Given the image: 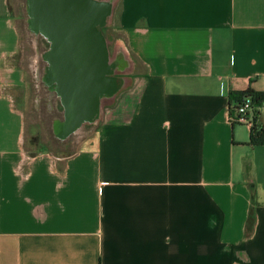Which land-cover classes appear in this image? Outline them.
<instances>
[{"label": "crops", "instance_id": "0c3cea01", "mask_svg": "<svg viewBox=\"0 0 264 264\" xmlns=\"http://www.w3.org/2000/svg\"><path fill=\"white\" fill-rule=\"evenodd\" d=\"M118 1L145 82L57 158L24 149L0 0V264H264V146L228 120L231 93H264V0Z\"/></svg>", "mask_w": 264, "mask_h": 264}, {"label": "rangeland", "instance_id": "374dc122", "mask_svg": "<svg viewBox=\"0 0 264 264\" xmlns=\"http://www.w3.org/2000/svg\"><path fill=\"white\" fill-rule=\"evenodd\" d=\"M110 4L111 13L101 29L109 49L119 90L111 99L101 102L98 120L83 124L70 136L61 139L59 128L65 122V104L59 86L52 79L51 65L47 55L51 42L32 26L29 0H9L11 16L19 36L18 53L14 66L25 73V86L17 94V107L24 114V149L27 152L44 151L57 158H68L75 154L85 139L91 137L103 123L104 114L118 108L130 109L145 82V70L135 56L129 52L125 38L120 32V4L118 0H98ZM40 34V35H39ZM84 126V127H83Z\"/></svg>", "mask_w": 264, "mask_h": 264}, {"label": "water", "instance_id": "95a60500", "mask_svg": "<svg viewBox=\"0 0 264 264\" xmlns=\"http://www.w3.org/2000/svg\"><path fill=\"white\" fill-rule=\"evenodd\" d=\"M29 3L32 26L51 42L46 57L53 73L51 82L59 86L68 107V126L76 129L100 111L101 96L112 84L113 66L101 31L112 9L98 0Z\"/></svg>", "mask_w": 264, "mask_h": 264}, {"label": "built area", "instance_id": "2783aa9c", "mask_svg": "<svg viewBox=\"0 0 264 264\" xmlns=\"http://www.w3.org/2000/svg\"><path fill=\"white\" fill-rule=\"evenodd\" d=\"M263 110L257 107L251 97L232 99L230 101L228 120L232 126H244L253 130L261 123Z\"/></svg>", "mask_w": 264, "mask_h": 264}, {"label": "trees", "instance_id": "16d2710c", "mask_svg": "<svg viewBox=\"0 0 264 264\" xmlns=\"http://www.w3.org/2000/svg\"><path fill=\"white\" fill-rule=\"evenodd\" d=\"M251 97L252 102L257 106L261 107L262 110H264V93L262 92H256L252 89H249L246 92L241 93H231L230 99H243L244 97ZM250 145L253 146H264V123H260L257 125L252 131H251V138H250ZM255 213L251 210L247 225H246V233L247 235L251 234V232L254 229L255 226Z\"/></svg>", "mask_w": 264, "mask_h": 264}, {"label": "bare ground", "instance_id": "6f19581e", "mask_svg": "<svg viewBox=\"0 0 264 264\" xmlns=\"http://www.w3.org/2000/svg\"><path fill=\"white\" fill-rule=\"evenodd\" d=\"M110 5V4H109ZM110 7H111V9H112V7H113V5L111 6L110 5ZM31 11V10H30ZM40 35V34H39ZM59 92H60V96H62L61 95V91L59 90ZM101 107V106H100ZM99 112L100 111H98L97 113H96V115L93 117V118H91V119H88V120H85L84 122H83V124H91V123H95V122H97V120H98V115H99ZM69 114H67L66 116H65V122H64V124L59 128V132H58V134L60 135V138L61 139H65V138H67L68 136H70V134H72V132H74V131H77V129L79 128V127H76V129H71L69 126H68V124H69ZM82 124V125H83ZM84 127V126H83Z\"/></svg>", "mask_w": 264, "mask_h": 264}, {"label": "flooded vegetation", "instance_id": "af4514ba", "mask_svg": "<svg viewBox=\"0 0 264 264\" xmlns=\"http://www.w3.org/2000/svg\"><path fill=\"white\" fill-rule=\"evenodd\" d=\"M58 92V91H57ZM59 94V93H58ZM65 106V111H66V113H65V115H67L68 114V107L66 106V105H64Z\"/></svg>", "mask_w": 264, "mask_h": 264}]
</instances>
